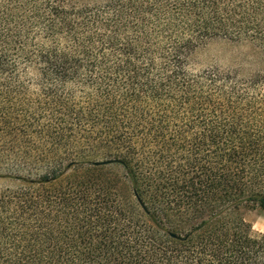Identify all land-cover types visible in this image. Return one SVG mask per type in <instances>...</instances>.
I'll return each instance as SVG.
<instances>
[{"label": "trees", "instance_id": "16d2710c", "mask_svg": "<svg viewBox=\"0 0 264 264\" xmlns=\"http://www.w3.org/2000/svg\"><path fill=\"white\" fill-rule=\"evenodd\" d=\"M0 180V264H264V0H0Z\"/></svg>", "mask_w": 264, "mask_h": 264}, {"label": "rangeland", "instance_id": "374dc122", "mask_svg": "<svg viewBox=\"0 0 264 264\" xmlns=\"http://www.w3.org/2000/svg\"><path fill=\"white\" fill-rule=\"evenodd\" d=\"M234 51L232 45L216 41L209 44L201 55L203 63L216 62L220 65L227 66L231 62V55ZM12 183L7 180H0V189L11 186ZM244 218L252 225V229L255 233H264V212L259 209L243 210Z\"/></svg>", "mask_w": 264, "mask_h": 264}, {"label": "water", "instance_id": "95a60500", "mask_svg": "<svg viewBox=\"0 0 264 264\" xmlns=\"http://www.w3.org/2000/svg\"><path fill=\"white\" fill-rule=\"evenodd\" d=\"M116 163V161L111 160V161H107V162H100V163H95V166H105V165H111Z\"/></svg>", "mask_w": 264, "mask_h": 264}, {"label": "crops", "instance_id": "0c3cea01", "mask_svg": "<svg viewBox=\"0 0 264 264\" xmlns=\"http://www.w3.org/2000/svg\"><path fill=\"white\" fill-rule=\"evenodd\" d=\"M262 212V211H261Z\"/></svg>", "mask_w": 264, "mask_h": 264}]
</instances>
